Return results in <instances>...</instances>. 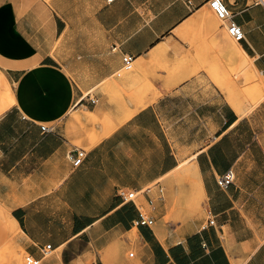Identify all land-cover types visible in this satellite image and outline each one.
<instances>
[{
  "label": "crops",
  "instance_id": "1",
  "mask_svg": "<svg viewBox=\"0 0 264 264\" xmlns=\"http://www.w3.org/2000/svg\"><path fill=\"white\" fill-rule=\"evenodd\" d=\"M209 1L32 0L25 13V0H0V73L11 88L0 104V248L42 257L51 244L41 264H73L87 237L106 247L135 228L139 264H264L254 229L264 227V2L223 0L245 38L207 54L188 34ZM206 28L221 41L219 25ZM126 54L134 68L117 76ZM248 69L261 95L246 109L231 98L246 96ZM112 77L125 103L102 93ZM88 91L96 104L80 101ZM186 152L196 155L200 207L179 206L177 227L157 231L153 207L183 176ZM229 169L234 183L222 188ZM121 189L139 194L124 201ZM139 209L152 225L135 224Z\"/></svg>",
  "mask_w": 264,
  "mask_h": 264
},
{
  "label": "rangeland",
  "instance_id": "2",
  "mask_svg": "<svg viewBox=\"0 0 264 264\" xmlns=\"http://www.w3.org/2000/svg\"><path fill=\"white\" fill-rule=\"evenodd\" d=\"M25 13L29 9H31L32 0H25ZM49 1V0H47ZM209 10L214 14L217 19V23L221 29L219 30V35L221 36V41L216 39V32L212 31V29L206 28L207 25L203 24L201 21L197 23H191L190 27L192 28V32L188 34V43L190 46H194L196 44V48L200 49L201 47H206V53H209L208 47H220L219 44L223 42L224 38L228 39L230 42H236L234 38H232L226 28V22L217 17L213 9L208 4ZM200 24V25H199ZM196 31L200 33H196ZM196 39V40H195ZM204 50L201 49V52ZM161 52H159L160 54ZM225 50L223 48L220 49V54L223 55ZM174 60H176V56L174 55ZM157 64L159 68H167L168 66V57H161L160 55L156 57ZM165 60V61H164ZM164 61V64H163ZM138 63L135 65L136 70L138 68ZM163 66V67H162ZM170 68V67H169ZM175 68V66H174ZM247 65L245 62H241L237 70H234L236 75H239V81L242 82L243 76L246 74ZM173 69V68H172ZM133 72V71H132ZM131 72L125 73L122 77L127 76ZM248 90L246 91L245 97H236L238 100H242L245 103L246 109L254 105L258 100V95L260 94L257 89V84L255 78L253 76V72L251 69H248ZM153 74V73H152ZM118 78L112 77L108 79L104 84L100 86L102 93L104 96H107V100L110 102L117 103H125L128 99L124 97L121 92L117 89L114 90L115 84L117 83ZM233 93L235 92V84L232 87ZM96 90V89H95ZM6 94H11V88L8 83L4 81L3 75L0 73V104L3 102ZM106 99V97H104ZM139 104H142V101H139ZM92 116V117H91ZM127 116H129L127 114ZM90 120H98L96 114L90 115ZM107 120V118H106ZM192 153L186 152V162L180 169L184 171L183 176L179 178H175L173 189L171 193H168L166 188L164 189V196L166 200L164 203H156L153 207L154 214L156 215V223L154 225L157 231L160 229L173 230L175 229L176 223L180 220H183L184 215L178 217V207H181V210L184 208L188 212L192 213L196 209L200 207L201 197L198 189L194 184V171L192 169L193 161L190 160ZM190 164V165H189ZM189 166V168H188ZM190 169V170H189ZM260 234H264V227H254ZM134 230L126 233L125 239L121 237L119 240L109 242V245L106 247L99 246L97 247L89 237L86 241L82 242L79 246L74 248L75 257L73 258V264H91L92 261L100 262L102 261L104 264H123L120 263V256L124 255L126 257L125 264H139L138 263V251H139V241L134 235ZM134 236V237H133ZM135 252V256L131 257L130 253ZM14 255V256H13ZM27 253L21 249H19L16 245H6L0 248V264H25V257ZM61 255V250L55 251L52 253V256ZM20 258L19 260H17ZM21 260V262H20ZM18 261V262H17Z\"/></svg>",
  "mask_w": 264,
  "mask_h": 264
},
{
  "label": "built area",
  "instance_id": "3",
  "mask_svg": "<svg viewBox=\"0 0 264 264\" xmlns=\"http://www.w3.org/2000/svg\"><path fill=\"white\" fill-rule=\"evenodd\" d=\"M263 1L264 0H260ZM210 7L213 9L218 18L224 20L226 22V28L229 35L234 38L236 41H242L245 38V33L240 25H238L233 20V15L227 4L223 0H210ZM135 58L132 55H124L123 56V65L122 67L116 71L117 76H122L124 73L131 71L134 68ZM87 100L91 104H96L98 102V98L95 95H92L91 91L83 94L80 101ZM44 131H49L50 128L46 126H42ZM85 150L79 149L76 154L73 156V164L79 165L83 158L85 157ZM235 173L232 169L227 170L225 173L220 175L217 179L218 184L222 188H228L231 184L234 183ZM145 190H148L145 189ZM139 191L129 190V189H121L120 196L124 201H135V198L138 196ZM214 219H210L208 224H213ZM154 223V218L149 216L148 213L139 209V216L135 220L136 225H152ZM42 257H36L32 254H27L25 257V264H41L42 259L49 256L51 254V244L42 248ZM130 256H135V252H131ZM91 264H102L100 262H92Z\"/></svg>",
  "mask_w": 264,
  "mask_h": 264
},
{
  "label": "bare ground",
  "instance_id": "4",
  "mask_svg": "<svg viewBox=\"0 0 264 264\" xmlns=\"http://www.w3.org/2000/svg\"><path fill=\"white\" fill-rule=\"evenodd\" d=\"M205 9V8H204ZM207 9V8H206ZM197 16V15H196ZM198 17V16H197ZM197 17H196V19H197ZM198 18H200V19H202V21L204 22V24H207V26L208 25H211V27H212V25H215V26H218V23H217V19H216V17L214 16V14L209 10V9H207L206 11H203V12H199V17ZM200 25V24H199ZM215 29V28H214ZM228 42H230L228 39H226ZM229 44V43H228ZM231 44H234L235 45V47H238L239 49H240V44L238 43V41H236V42H231ZM231 44H229V45H231ZM233 45V46H234ZM231 47H232V45H231ZM235 47H233V49H236ZM238 48H237V50H238ZM242 50V49H241ZM239 51V52H242L241 54H243V50L242 51ZM236 52V51H235ZM239 52H237V53H239ZM245 58H247V57H245ZM259 95H261V94H259ZM236 99V97H232L231 98V100L232 99ZM246 98V97H245ZM233 99V100H234ZM235 101H237V100H235ZM234 101V102H235ZM234 102L232 103V104H234ZM240 102V101H239ZM241 103V102H240ZM239 104H237V105H235V106H238ZM239 110V109H238ZM240 110H241V105H240ZM243 110V109H242ZM242 110H241V112H242ZM87 111V112H86ZM85 112L90 116L91 114H92V112H90V111H88V110H85ZM93 115V114H92ZM195 154L194 155H192V157H191V159H193V158H195ZM186 162H188V159L187 160H185L183 163H181L180 164V167L183 165V164H185ZM190 165V164H189ZM188 168H189V166H188ZM192 169H193V171L195 170V172L198 174V172H197V166H196V162H193V164H192ZM187 170V169H186ZM186 170H184L185 172H186ZM190 170V169H189ZM199 188V187H198ZM12 218V217H11ZM13 219V218H12ZM11 221V220H10ZM9 220H8V225H9V230H10V233H11V238L13 237V235H14V233L16 232V228H15V224H13L12 222H10ZM15 221V220H14ZM9 232V231H8ZM8 235H9V233H8ZM18 235V234H17ZM15 236V235H14ZM17 237V236H16ZM134 237V236H133ZM14 256V255H13ZM20 258H18L17 260H19ZM18 262V261H17ZM20 262H21V260H20ZM20 264V263H19Z\"/></svg>",
  "mask_w": 264,
  "mask_h": 264
}]
</instances>
